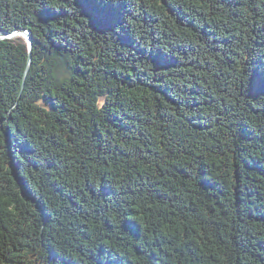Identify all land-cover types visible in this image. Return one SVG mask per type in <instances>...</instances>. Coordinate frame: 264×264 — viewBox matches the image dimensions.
<instances>
[{"label": "trees", "instance_id": "1", "mask_svg": "<svg viewBox=\"0 0 264 264\" xmlns=\"http://www.w3.org/2000/svg\"><path fill=\"white\" fill-rule=\"evenodd\" d=\"M0 31L32 36L0 38V264H264V0H0Z\"/></svg>", "mask_w": 264, "mask_h": 264}, {"label": "water", "instance_id": "2", "mask_svg": "<svg viewBox=\"0 0 264 264\" xmlns=\"http://www.w3.org/2000/svg\"><path fill=\"white\" fill-rule=\"evenodd\" d=\"M23 34H26V38H27V41H28V44H29V48H31L32 47V36H31V33L25 31V32H23ZM7 35L13 37V35H11V34L0 33V38L9 37ZM23 194H24V196H26V193H23Z\"/></svg>", "mask_w": 264, "mask_h": 264}, {"label": "rangeland", "instance_id": "3", "mask_svg": "<svg viewBox=\"0 0 264 264\" xmlns=\"http://www.w3.org/2000/svg\"><path fill=\"white\" fill-rule=\"evenodd\" d=\"M2 31H0V33H1ZM8 34H11V35H13V36H18V35H21L23 38H25V40H27V38H26V34H23V32H17V31H11V32H9ZM7 36H9V35H7ZM6 38H12L11 36H9V37H6Z\"/></svg>", "mask_w": 264, "mask_h": 264}, {"label": "snow or ice", "instance_id": "4", "mask_svg": "<svg viewBox=\"0 0 264 264\" xmlns=\"http://www.w3.org/2000/svg\"><path fill=\"white\" fill-rule=\"evenodd\" d=\"M111 2V0H109ZM86 4H97V3H104V0H85ZM103 14V12L101 13Z\"/></svg>", "mask_w": 264, "mask_h": 264}, {"label": "bare ground", "instance_id": "5", "mask_svg": "<svg viewBox=\"0 0 264 264\" xmlns=\"http://www.w3.org/2000/svg\"><path fill=\"white\" fill-rule=\"evenodd\" d=\"M9 33V32H8ZM33 162V161H32Z\"/></svg>", "mask_w": 264, "mask_h": 264}]
</instances>
